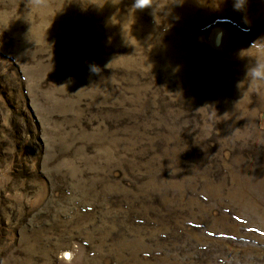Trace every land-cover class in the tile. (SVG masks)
<instances>
[{
    "label": "rangeland",
    "instance_id": "obj_1",
    "mask_svg": "<svg viewBox=\"0 0 264 264\" xmlns=\"http://www.w3.org/2000/svg\"><path fill=\"white\" fill-rule=\"evenodd\" d=\"M0 264H264V0H0Z\"/></svg>",
    "mask_w": 264,
    "mask_h": 264
}]
</instances>
